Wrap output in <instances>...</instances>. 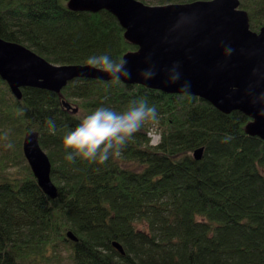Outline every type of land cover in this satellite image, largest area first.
<instances>
[{
  "label": "trees",
  "instance_id": "obj_1",
  "mask_svg": "<svg viewBox=\"0 0 264 264\" xmlns=\"http://www.w3.org/2000/svg\"><path fill=\"white\" fill-rule=\"evenodd\" d=\"M240 6L259 32L264 0ZM0 37L55 64H85L101 54L115 59L138 48L112 12L75 9L69 0H0ZM21 91L16 97L0 76V264H264V139L248 133L247 114L223 112L197 95L111 79L76 77L60 92ZM141 98L157 108L158 119L119 157L104 164L64 159L62 137L77 117L100 106L120 111ZM29 129L39 131L49 155L54 198L24 154ZM152 132L160 136L156 144Z\"/></svg>",
  "mask_w": 264,
  "mask_h": 264
},
{
  "label": "water",
  "instance_id": "obj_2",
  "mask_svg": "<svg viewBox=\"0 0 264 264\" xmlns=\"http://www.w3.org/2000/svg\"><path fill=\"white\" fill-rule=\"evenodd\" d=\"M193 2L149 4L141 0H69V5L88 11L109 10L125 28V36L138 46L123 57L128 60L133 73L131 79H122L123 82L181 93L178 84L164 82L163 71L166 66L179 61L182 79L191 82L188 94L200 96L226 113L232 110L244 112L251 118L247 125L248 133L264 139V116L258 114L259 105L253 106L245 95L248 85L255 84L258 79L252 76V68L259 67L264 74V25L259 32L250 28L248 12L241 8L240 0H214L213 3L182 8ZM181 10L196 12L199 20L193 29L182 34L170 32L173 18ZM221 42L235 49L230 57L224 56ZM240 48L245 49L244 54L240 53ZM249 52L253 54L249 55ZM149 54L157 66V75L153 79H144L138 72L147 67L144 60ZM0 76L16 97H21V88L25 86L60 92L69 80L76 77L111 79L106 73L86 64L52 63L26 45L2 37ZM256 90H264V79H259ZM63 103L77 111L70 102L64 100ZM39 138L38 130H27L23 151L39 186L54 198L58 187L51 177L49 155ZM202 152L203 147H199L193 155L199 159ZM67 235L77 240L71 230ZM113 244L123 253L118 242Z\"/></svg>",
  "mask_w": 264,
  "mask_h": 264
},
{
  "label": "clouds",
  "instance_id": "obj_3",
  "mask_svg": "<svg viewBox=\"0 0 264 264\" xmlns=\"http://www.w3.org/2000/svg\"><path fill=\"white\" fill-rule=\"evenodd\" d=\"M214 0H194L193 3L185 4L182 8H193L199 3H213ZM199 20V15L193 11H178L169 28L170 32L184 33L195 27ZM224 56L230 57L235 49L230 45L223 44ZM240 53L244 54L245 49L240 48ZM249 55L253 53L249 52ZM147 67L140 69L138 74L144 79H153L157 75V66L152 62L151 54L144 60ZM128 60L123 57L113 59L108 54L89 56L85 64L98 71L106 73L114 83H121L122 79H131L133 73L128 67ZM181 63L174 61L171 66H166V84H178L179 91L188 94L191 89V82L182 79L180 71ZM252 76L258 78L256 83H250L245 90V95L249 97V102L259 105L258 114L264 116V90L257 91L259 79H264L259 67L252 68ZM236 88H233L235 91ZM182 99L183 96L178 97ZM78 123L74 128L67 131L62 137V146L65 151L64 159L70 163L77 160L86 161L89 164H104L109 159L119 157L123 149L127 146L134 135L142 130L148 122H155L158 119L157 108L150 106L145 98L132 100L128 106L120 111L112 107L100 106L93 111L77 117ZM49 132L56 133V124L52 119L46 121ZM231 139L230 136L224 138L225 143ZM6 147L11 148V144Z\"/></svg>",
  "mask_w": 264,
  "mask_h": 264
},
{
  "label": "rangeland",
  "instance_id": "obj_4",
  "mask_svg": "<svg viewBox=\"0 0 264 264\" xmlns=\"http://www.w3.org/2000/svg\"><path fill=\"white\" fill-rule=\"evenodd\" d=\"M151 135H152V140L154 141L156 140V138H159V135L157 136V134L154 132H152ZM68 261H69L68 259H64L60 262V264H71V262Z\"/></svg>",
  "mask_w": 264,
  "mask_h": 264
}]
</instances>
